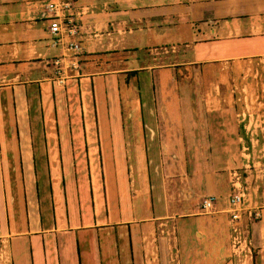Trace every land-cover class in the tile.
Here are the masks:
<instances>
[{
	"label": "crops",
	"instance_id": "0c3cea01",
	"mask_svg": "<svg viewBox=\"0 0 264 264\" xmlns=\"http://www.w3.org/2000/svg\"><path fill=\"white\" fill-rule=\"evenodd\" d=\"M43 3L0 0V234L12 264H161L175 241L158 232L198 215L197 196L220 205L219 166L242 140L238 103L218 106L233 96L192 82L264 61V0H73L79 71L63 84ZM178 146L193 155L180 182ZM218 223H194L201 264L230 252Z\"/></svg>",
	"mask_w": 264,
	"mask_h": 264
},
{
	"label": "rangeland",
	"instance_id": "374dc122",
	"mask_svg": "<svg viewBox=\"0 0 264 264\" xmlns=\"http://www.w3.org/2000/svg\"><path fill=\"white\" fill-rule=\"evenodd\" d=\"M137 52L135 53L137 54ZM169 53V51L167 52L163 48L154 50L157 64L164 65L169 63L167 60ZM221 66H223V70L215 75V81L213 80L208 85H201L199 81L192 82V88L194 90L193 93L198 94L230 93L233 96L232 99H219L220 103H218V106L223 102L226 103V101L231 105V100H234L239 105V116L234 118L235 121L238 119L242 137L241 144L237 147L238 150L234 162L226 161L219 166L220 171L229 177V185L224 188L221 203L220 205H215L214 212L201 213L199 205L204 197L197 196L199 202L196 211L199 212L198 215L173 219L168 225L163 226V228L165 227L164 230L161 228V231L158 232L160 237H165L168 234L167 236H171L175 241V247H171V250H167L166 255L162 256L161 264H201L199 254L202 251L201 246L204 247L205 243L200 241L199 238H195L194 231L197 229H195L194 223L203 217L219 221L218 229L223 237L226 238V243L229 245V234L231 231L227 223L229 214L225 211L227 208L225 200L228 195L236 191L237 186L245 193L240 226L242 229L248 230L247 234L251 243L250 254L247 253L245 257L243 254L235 257L230 250L224 256L226 260L221 258L222 263L221 261L220 263L264 264V215L261 219L254 218L253 214L248 218L246 212L247 209L253 211L254 203L256 202L257 204L255 205L257 206L260 205L264 197V61L255 58L249 62H244V60L226 62ZM178 69L179 78L181 76H189L183 67ZM176 82V80L166 83L158 82L154 91L157 95L159 93H171L172 87H170V83H173L175 88ZM181 89V85L178 84V90L182 92ZM215 106L217 105L215 104ZM212 108L214 106L210 105L209 109ZM212 111H216V109ZM214 116L215 114L211 115L209 119L215 120L216 116ZM177 152L178 155L182 154V156L177 157L176 163L177 179L180 182L182 181L181 176L183 177V181H185L188 170L192 168V162L188 159L193 155L189 147L178 146ZM197 236H199V233ZM191 246L193 253L196 254V258L193 257V254L189 253ZM228 247L230 248V246ZM217 263L219 264V261Z\"/></svg>",
	"mask_w": 264,
	"mask_h": 264
},
{
	"label": "built area",
	"instance_id": "2783aa9c",
	"mask_svg": "<svg viewBox=\"0 0 264 264\" xmlns=\"http://www.w3.org/2000/svg\"><path fill=\"white\" fill-rule=\"evenodd\" d=\"M73 0H44L42 16L47 21V29L50 35V45L61 50V55L54 59L53 81L63 84L67 79L74 77L79 71L78 56L81 47L76 40L78 25L72 13ZM70 71L74 72L71 74ZM239 185V184H238ZM244 192L239 186L236 191L226 199V212L229 214L228 226L230 229V250L233 256L245 257L250 254V239L248 230L240 226L241 211L244 209ZM215 197L212 195L204 197L199 205L201 213L214 212ZM246 210V209H245ZM247 209V217L253 214L254 218L261 219L264 215V197L261 206ZM253 212V213H252ZM239 260V259H238ZM0 264H12L8 238L0 234Z\"/></svg>",
	"mask_w": 264,
	"mask_h": 264
},
{
	"label": "trees",
	"instance_id": "16d2710c",
	"mask_svg": "<svg viewBox=\"0 0 264 264\" xmlns=\"http://www.w3.org/2000/svg\"><path fill=\"white\" fill-rule=\"evenodd\" d=\"M134 73H135V71L129 72V74H134Z\"/></svg>",
	"mask_w": 264,
	"mask_h": 264
}]
</instances>
